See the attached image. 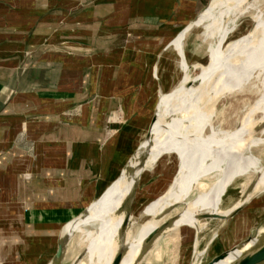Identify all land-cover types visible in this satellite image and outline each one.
Instances as JSON below:
<instances>
[{
  "label": "crops",
  "instance_id": "obj_1",
  "mask_svg": "<svg viewBox=\"0 0 264 264\" xmlns=\"http://www.w3.org/2000/svg\"><path fill=\"white\" fill-rule=\"evenodd\" d=\"M208 2L0 0V264H50L122 177L163 90L155 54ZM22 134L34 159L7 153Z\"/></svg>",
  "mask_w": 264,
  "mask_h": 264
},
{
  "label": "bare ground",
  "instance_id": "obj_2",
  "mask_svg": "<svg viewBox=\"0 0 264 264\" xmlns=\"http://www.w3.org/2000/svg\"><path fill=\"white\" fill-rule=\"evenodd\" d=\"M253 2V0L211 2L209 8L215 7L219 12L214 28L219 36V42L213 53L207 56V62L201 63L202 60H199L187 64L183 60L182 44L185 33L179 35L171 45L177 53H181L179 59L184 70L180 71L177 84H174L175 87L170 93L164 95L162 90L159 94L160 103L155 119L151 123L149 138L142 143L144 151L140 160L133 157L122 178L79 218L61 230V237L66 238V241H70L77 234V243H83L85 246L87 264H138V256L143 245L153 242L155 236L165 229L184 224L197 227L199 214L207 210L212 212H210L212 215H208L210 221L219 215L229 220L235 211L251 203L253 197L264 190L262 167L256 171L259 174L246 183L247 187L244 186L246 190L244 193L241 191L239 200L235 202L236 198L232 195L228 197L230 202L224 200L227 205L221 207L222 200L229 195L228 184L231 178L238 171L245 172L251 165L247 162L243 168L242 164L244 160L241 158L242 153L246 145L251 143L245 136L250 129L259 127L264 120L263 94L245 111L237 129L216 128L219 114L216 112L217 103L224 98L230 100L231 96L244 91V85L256 67L264 69V18L262 11L256 9ZM251 9L256 10L250 17L251 27L243 44L237 48L238 44L235 41H227L228 35L234 30L233 25L228 24L229 19H237ZM213 16L210 15L209 20H213ZM208 35L206 33L203 36L204 43H208L210 37ZM191 67L194 68L193 71L199 73L197 76L189 73ZM260 115L262 117H259ZM164 162H167V167L164 165L165 169L173 165L171 181L168 186L161 185L160 193L166 188L167 190L151 202L152 204L143 206L139 211H134L136 199L134 198L130 217L124 223L131 193L137 181L141 175L154 174L159 164ZM258 168L260 167L255 166L254 170ZM216 172L221 173L219 179L208 180L207 184L202 183V179H207ZM193 192L198 194L191 197ZM177 204L185 206L184 213L166 219L173 206ZM136 212H139L137 216ZM259 229L250 241L249 254L242 259L241 264H264V226ZM198 243L199 241L195 247ZM257 251L263 254L260 261L257 259ZM238 253L239 251H234L227 255L225 259L230 258L225 264ZM205 255L206 251H196L191 264H202ZM77 258L72 264H79L82 261Z\"/></svg>",
  "mask_w": 264,
  "mask_h": 264
},
{
  "label": "rangeland",
  "instance_id": "obj_3",
  "mask_svg": "<svg viewBox=\"0 0 264 264\" xmlns=\"http://www.w3.org/2000/svg\"><path fill=\"white\" fill-rule=\"evenodd\" d=\"M253 1L256 9L262 11L264 18V0ZM211 2H213V0H209L206 6L199 13L198 18L195 20L193 25H190L182 30L181 34L185 33L182 44V54L184 58L183 60L186 61L187 64H192V62L194 63L199 60H202L201 63L207 62V56L213 53L218 44L217 42H219V36L214 31L219 12L215 7L209 8ZM255 12V9H251L246 14L237 19H229L228 24H232L234 30L228 35V42L231 40L235 41L236 44H238L237 48H239L243 44V40L246 39L251 27L250 17ZM213 14L215 15L213 16ZM210 15L213 16V20H209ZM206 33L210 35L208 43H204V41H202V39L204 38L203 36L206 35ZM180 54L181 53H177L171 46L156 52V72L154 69L155 91L157 87L156 77L161 79L162 81L161 90H165L164 95L170 93L173 90L179 79L180 71L184 70L179 59ZM192 69L194 70L193 67L189 69V73L192 72L193 76H197L199 73H196ZM183 73L184 72L182 71V75ZM263 77L264 69L262 67H256L250 75V80L248 79L246 85H244V91L236 94L235 96H231L230 100L224 98L217 103L216 112H219L216 123L217 129L235 130L240 126L239 124L243 119L245 111L249 107L253 106V104L264 94ZM166 89L168 90L166 91ZM159 101L160 98L158 99L157 96L155 116L157 113L158 105L160 103ZM259 117H262V115H260ZM22 135V146H14L7 153L14 158L22 157L25 159H34V140H28L27 138H25L26 134ZM143 137L144 135H142L140 141L143 139ZM245 138L249 139V142L251 143L248 142L249 144L246 145L245 150L242 153L241 158L244 159L242 164L244 166L243 168L246 167L247 162H250L251 165H249L250 167H247L245 172L238 171L234 174L233 178H231L230 183L228 184L227 194L229 195L224 197L221 203V207H225L227 205H225L224 203L226 200L230 202V199L228 197H232V195H234L236 198L235 202L239 200V195L242 192L244 193V191L246 190V188L244 187L246 186V183H248L254 176H257L259 174L256 171L264 167V120L259 127L250 129L247 132ZM142 143L140 145V148H143ZM138 154H136L134 158L137 159ZM166 163L167 162L159 164V166L156 168L157 170L155 169L154 174L150 176L147 174H145L144 176L141 175V178H139V180L137 181L134 211H139V209L143 208V206H147V204L154 202V200L158 199L159 196L165 193L167 188L162 193H160V190L162 189L161 187L164 184L168 186L173 176V165L170 166V164H168V166L170 167L168 169H165L164 165H166ZM255 166L260 168L254 170ZM220 176L221 173L216 172L211 175V177L202 179V183L206 182L204 184H207L208 180L215 181L219 179ZM10 186H13V184H11ZM3 192V190L0 191V197H4ZM7 192L9 193L11 199L10 202L18 203L19 192H15L14 187H12L10 190L7 188ZM196 194H198V192H193L191 197L195 196ZM99 199H97L96 202ZM173 207L174 208L166 216V219H171L173 217L175 218L181 213L183 214L185 211V206L183 204H177ZM210 212V210H207L199 214L200 216L198 217L197 227L184 224L179 227L165 229L164 231L157 234L153 242H147L143 245V248L138 256V264H191L193 263L194 256L196 254V251L198 250L206 251V255L202 259V264H204L216 254L239 244L249 236H253L260 230L259 228L264 226V190L257 193L253 197L251 203L249 202L242 208L235 211L232 217L229 218V220L219 215L216 216L213 221H210L208 220V215H212L210 214ZM138 213L139 212H136L135 215L137 216ZM14 226H16V224H14ZM136 228L138 231V226H136ZM198 241V246L195 247ZM76 243L77 234H75V236H73L70 241H66L60 264H72L77 257H79L77 258L78 260L82 259L79 264H87V259H85L86 256L84 251V244ZM227 259H225L220 264H225Z\"/></svg>",
  "mask_w": 264,
  "mask_h": 264
},
{
  "label": "water",
  "instance_id": "obj_4",
  "mask_svg": "<svg viewBox=\"0 0 264 264\" xmlns=\"http://www.w3.org/2000/svg\"><path fill=\"white\" fill-rule=\"evenodd\" d=\"M155 111H156V109H155ZM154 119H155V112H154L153 117L151 119V123L153 122ZM151 123H150V125H151ZM150 125L148 127V130L145 132L143 139L138 143V145L135 148V150L128 157L126 163L124 164V166L120 170V173H119L118 177L114 180V182L120 177V175L122 174L123 170L127 168V166L130 163L131 159L134 157L135 154H137V152H139V154L137 155V159L139 158V160H140V158H141V156L143 154V151H144V148L143 149L140 148V145H141L142 141H144V140L149 138ZM136 189H137V184L134 186V188L132 190L130 201H129V206H128V209H127V213H126V217H125L124 223H126L128 221V219H129V217H130V213L132 211V206H133L134 198H135V194H136ZM256 234H254L253 236H249L246 239H244L243 241H241L239 244H237V245H235V246H233V247H231L229 249L223 250L222 252L216 254L215 256H213L209 261H207L204 264H218L221 260L225 259L227 257V255H229L230 253H232L234 251H239V253L237 255H235V257L228 264H241L242 259L247 257V255L249 254L250 251H248V250L250 249V246H251L250 245V241L256 236ZM65 242H66V238L61 237V239L58 242L57 250H56L54 256L52 257V259L49 262L50 264H56V263L60 262V260L62 258L63 251H64ZM256 254H257V259L259 261L261 259H263V254L261 252L257 251Z\"/></svg>",
  "mask_w": 264,
  "mask_h": 264
}]
</instances>
